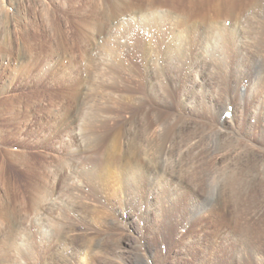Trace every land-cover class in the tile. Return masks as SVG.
Returning a JSON list of instances; mask_svg holds the SVG:
<instances>
[{
	"label": "rangeland",
	"instance_id": "obj_1",
	"mask_svg": "<svg viewBox=\"0 0 264 264\" xmlns=\"http://www.w3.org/2000/svg\"><path fill=\"white\" fill-rule=\"evenodd\" d=\"M259 14L264 0H0V264H264L259 183L241 210L217 176L136 194L119 146L179 117L185 160L263 169L264 74L241 78Z\"/></svg>",
	"mask_w": 264,
	"mask_h": 264
},
{
	"label": "bare ground",
	"instance_id": "obj_2",
	"mask_svg": "<svg viewBox=\"0 0 264 264\" xmlns=\"http://www.w3.org/2000/svg\"><path fill=\"white\" fill-rule=\"evenodd\" d=\"M213 1V0H210ZM225 1V0H223ZM254 1V0H253ZM257 2V1H256ZM200 4V3H199ZM226 4V3H225ZM253 4V3H252ZM256 4V3H255ZM206 5V4H205ZM257 5V4H256ZM261 7V6H260ZM202 9V8H201ZM262 11V10H261ZM144 15V14H143ZM201 18V17H200ZM201 20V19H200ZM238 20V19H236ZM244 23L247 25L248 30H246L247 36L256 35L259 36L263 34L262 30L264 28V15H254L245 20ZM237 22V21H236ZM240 22V21H239ZM234 23V22H233ZM241 23V22H240ZM239 25V24H238ZM217 26V25H216ZM224 28V27H223ZM215 30V29H214ZM208 31V30H207ZM217 31V30H216ZM213 33V32H212ZM211 33V34H212ZM246 36V35H245ZM209 37V36H208ZM213 37V36H212ZM252 37V36H251ZM214 39V38H213ZM254 40V38H253ZM252 40V41H253ZM217 43V42H216ZM246 46V45H245ZM264 43L260 41L251 42L248 49V58L251 68L253 69L252 74L241 75L243 80H247L248 84L257 83L262 78L264 74L263 66L261 65V60L259 57L260 47H263ZM243 48V47H242ZM211 52V51H210ZM239 52V51H238ZM213 53V52H212ZM206 54V53H205ZM210 55V54H209ZM107 62V61H106ZM224 62V61H223ZM243 71V70H242ZM248 73V72H247ZM96 75V74H95ZM182 75V74H181ZM161 76V75H160ZM159 81V80H158ZM262 82V81H261ZM159 83V82H158ZM161 86V85H160ZM223 86V85H222ZM248 87V86H247ZM77 89V88H76ZM92 89V88H91ZM154 89V88H153ZM175 89V88H174ZM225 89V88H224ZM223 91V90H222ZM226 91V90H225ZM224 91V92H225ZM161 92V91H160ZM222 93V92H221ZM122 95V94H121ZM240 98H244L246 91L238 92ZM124 96V94H123ZM144 96V95H143ZM229 95L225 96L226 103L231 101L227 98ZM131 97V96H130ZM147 97V95H146ZM155 97V96H154ZM224 97V96H223ZM127 98V97H125ZM166 98V97H165ZM131 99V98H130ZM129 99V100H130ZM133 99V98H132ZM151 99V98H150ZM242 100V99H241ZM145 101V100H144ZM143 103L145 104V102ZM163 101V100H162ZM165 101H167L165 99ZM176 101V100H175ZM128 102V101H125ZM136 101H134L135 103ZM96 103V102H95ZM130 104V103H129ZM133 104V103H132ZM136 104V103H135ZM137 105V104H136ZM147 105V104H146ZM150 105V104H149ZM131 106V105H130ZM134 106V104H133ZM228 106V105H226ZM138 107V106H137ZM227 109V107H226ZM151 110V109H150ZM146 111V110H145ZM140 113L142 112L139 111ZM144 113V112H142ZM95 114V113H94ZM181 114V113H180ZM83 115V114H82ZM94 116V115H92ZM96 116V115H95ZM94 116V117H95ZM104 116V115H103ZM135 116V115H134ZM144 117V115H142ZM180 116V115H179ZM189 116V115H188ZM86 117V116H85ZM107 117V116H105ZM110 117V116H108ZM107 117V118H108ZM137 117V116H136ZM146 117V116H145ZM149 118V117H148ZM151 118V116H150ZM163 118V117H162ZM92 119V117H91ZM133 119V118H132ZM174 119V118H173ZM74 120V119H73ZM85 120V119H84ZM96 120V119H95ZM135 120V119H134ZM145 120V119H144ZM99 121V119H98ZM97 121V122H98ZM104 121V118H103ZM107 121V120H106ZM131 121V120H130ZM151 121V119H150ZM185 121V120H184ZM187 121V119H186ZM79 122V121H78ZM87 122V121H86ZM133 122V121H132ZM168 122V121H167ZM165 125L162 129L157 130L155 124L159 123V115H156L154 122H149L147 119L142 123L136 126L131 133H127L123 136V142H119L121 160L124 165L127 167L124 172L127 178H133L135 183V192L136 194L143 193L145 191L152 190V184L154 178L160 176L164 178L167 182V186H170L173 191H198L199 189L208 191L207 188H212L213 182L218 177V195H228L231 199V202L234 203L233 208L235 210L243 209V198L250 194H259V188L257 184L261 186L260 191L264 193V168L256 169L255 167H249L245 171L240 170L237 166L226 165L224 167H219L216 162H210L208 159L206 161L197 162L195 158L192 161L185 160V154L183 155V143L185 142L181 137L182 125L179 117ZM96 123V122H95ZM93 125V122L91 123ZM162 124V123H161ZM160 124V125H161ZM71 125V124H70ZM99 125V124H98ZM81 127V126H80ZM84 127V125H83ZM91 127V126H90ZM89 127V128H90ZM88 129V128H87ZM98 128H96L97 130ZM75 130V129H74ZM84 130V128H83ZM91 130V129H90ZM101 130V129H100ZM86 131V130H84ZM89 131V130H88ZM99 131V130H98ZM131 131V128H130ZM184 131V130H183ZM217 131V130H216ZM218 132V131H217ZM86 134V133H85ZM82 134V140L83 136ZM94 134V133H92ZM122 134V133H121ZM89 135V134H88ZM86 134V136H88ZM186 135V134H185ZM188 135V134H187ZM84 136V137H86ZM118 136V135H117ZM215 136V135H214ZM105 137V136H104ZM86 139V138H85ZM88 139V138H87ZM86 139V140H87ZM115 139V138H114ZM121 139V138H120ZM191 139V138H190ZM196 139V138H195ZM85 140V141H86ZM89 140V139H88ZM82 141V144H83ZM91 141V140H90ZM116 141V140H115ZM120 141V140H119ZM122 141V140H121ZM184 141V142H183ZM80 142V140H79ZM87 142V141H86ZM89 143V141H88ZM188 143V142H187ZM205 143V142H204ZM218 156L223 155L225 151L230 150L232 146L222 147L217 142ZM86 145V143H84ZM90 145V144H89ZM88 145V146H89ZM66 146V145H65ZM86 147L85 150L91 146ZM206 147V146H205ZM77 148V147H76ZM82 148V147H81ZM91 149V148H90ZM89 149V151H90ZM99 149V148H98ZM106 149V148H105ZM213 149V147H212ZM211 149V150H212ZM71 150V149H70ZM81 150V149H80ZM93 150V149H92ZM91 150V151H92ZM214 150V149H213ZM82 151V150H81ZM88 151V154H93ZM107 151V150H106ZM101 153V157L105 154L103 151H98ZM113 152V151H112ZM187 152V151H186ZM210 152V151H209ZM214 152V153H213ZM210 154H215L213 151ZM224 152V153H223ZM98 153V154H99ZM185 153V152H184ZM207 153V152H206ZM78 154V153H77ZM96 154V153H95ZM95 154L92 155L95 157ZM114 154V153H113ZM120 154L118 153L117 156ZM106 155V154H105ZM188 155V154H187ZM90 156V157H92ZM99 156V155H98ZM108 156V155H107ZM110 156V155H109ZM86 157V156H84ZM188 157V156H187ZM186 157V158H187ZM93 158V157H92ZM97 158V157H96ZM113 158V157H112ZM119 158V157H118ZM189 158V157H188ZM209 158V157H208ZM226 158V157H225ZM259 158V157H258ZM78 159V158H77ZM76 159V160H77ZM86 159V158H85ZM91 159V158H90ZM117 158H114L112 161H116ZM74 160V159H73ZM87 160V159H86ZM98 160V159H97ZM110 161V158L108 159ZM212 160V158H211ZM257 159H255L256 161ZM64 161V160H63ZM93 160H91L92 162ZM104 161V160H103ZM187 161V162H186ZM214 161V159H213ZM224 161V160H223ZM225 161H227L225 159ZM96 162V161H95ZM106 162V161H105ZM118 162V161H116ZM237 163V162H236ZM104 164V163H103ZM219 164V163H218ZM64 165V164H63ZM96 165V164H95ZM101 165V164H99ZM107 165V164H106ZM225 165V164H224ZM76 166V165H75ZM105 166V165H103ZM101 166L100 168H102ZM109 166V165H108ZM110 167V166H109ZM108 167V168H109ZM122 167V166H121ZM66 168V167H65ZM78 168V167H76ZM106 168V167H104ZM107 168V169H108ZM104 170V169H103ZM112 170V169H111ZM121 170V169H119ZM94 171V170H93ZM106 172V171H105ZM109 172V171H108ZM93 173V172H92ZM96 173V171H95ZM110 173V172H109ZM119 173V172H118ZM106 174V173H105ZM104 175V174H103ZM217 176V177H216ZM93 177V176H92ZM97 177V176H96ZM94 178V177H93ZM160 178V179H161ZM89 179V177H88ZM107 179V178H105ZM92 180V179H91ZM115 180V179H114ZM105 181V180H104ZM113 181V180H112ZM93 182V181H92ZM114 182V181H113ZM116 182V181H115ZM119 182V181H118ZM132 182V181H131ZM109 183V182H108ZM100 184V183H99ZM117 184V183H116ZM8 186V185H7ZM216 186V185H215ZM99 188V186H96ZM105 187V186H104ZM116 187V186H115ZM110 189V188H109ZM113 189V188H111ZM116 189V188H115ZM114 190V189H113ZM119 190V189H118ZM211 190V189H210ZM172 191V190H171ZM201 191V190H199ZM170 192V191H169ZM178 192V193H179ZM102 193V192H101ZM208 193V192H207ZM216 193V192H215ZM75 194V193H74ZM191 194V193H190ZM54 195V194H53ZM260 195V194H259ZM196 196V195H195ZM157 197V196H156ZM220 198V196H218ZM129 198V197H128ZM131 199V198H130ZM22 200V199H21ZM136 200V199H135ZM252 200V199H251ZM23 201V200H22ZM261 209L264 207V201L258 205ZM246 207V206H245ZM259 208V209H260ZM4 212V211H3ZM242 213V212H241ZM93 216V215H92ZM243 216V215H242ZM257 217V216H256ZM50 224V223H49ZM48 225V224H47ZM246 225V224H245ZM15 235V234H14ZM29 236V234H28ZM31 237V236H30ZM70 237V236H69ZM28 239V238H27ZM65 245V244H64ZM26 247V246H25ZM21 249V248H20ZM34 249V248H33ZM24 250V249H23ZM29 250V249H28ZM32 250V249H31ZM65 250V249H64ZM87 251V250H86ZM83 252V251H82ZM90 252V251H89ZM84 253V252H83ZM90 254V253H89ZM82 255V254H81ZM67 256V255H66ZM21 259V258H20ZM80 259V258H79ZM72 259L69 261L71 262ZM24 261V260H23ZM68 261V260H67ZM73 261V260H72ZM81 261V260H80ZM25 262V261H24ZM76 263V262H75ZM85 263V262H84ZM24 264V263H23ZM79 264V263H78Z\"/></svg>",
	"mask_w": 264,
	"mask_h": 264
}]
</instances>
